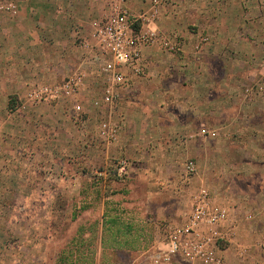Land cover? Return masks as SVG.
I'll use <instances>...</instances> for the list:
<instances>
[{"label": "crops", "instance_id": "crops-1", "mask_svg": "<svg viewBox=\"0 0 264 264\" xmlns=\"http://www.w3.org/2000/svg\"><path fill=\"white\" fill-rule=\"evenodd\" d=\"M10 1L17 12L0 11V245L15 264H202L157 260L167 229L185 223L202 186L228 208L226 264H264V95L247 91L264 84V0H162L155 26L182 49L145 47L144 74H131L111 108L93 103L105 79L98 50L81 41L112 0ZM126 4L138 18L152 0ZM78 71L76 99L19 109L29 86ZM107 118L118 128L114 142L99 134ZM87 128L93 181L82 207ZM82 208L94 234L51 231L67 216L76 225ZM138 212L145 230L134 233Z\"/></svg>", "mask_w": 264, "mask_h": 264}, {"label": "built area", "instance_id": "built-area-1", "mask_svg": "<svg viewBox=\"0 0 264 264\" xmlns=\"http://www.w3.org/2000/svg\"><path fill=\"white\" fill-rule=\"evenodd\" d=\"M126 1L112 0L109 13L96 23L89 38L81 41L82 45L98 50V57L100 55L103 59L101 72L105 83L101 96L93 102L97 106L115 107L122 89L130 83L131 74H144L145 47L157 46L170 52L182 49V43L177 38L165 35L155 26L160 18L162 0H152L151 10L138 18L132 16ZM17 10L14 1H0L1 12L16 13ZM83 85L84 74L81 72H74L60 82L33 84L29 86L19 109H25L28 104L52 103L63 98L76 99ZM247 91L264 95V84H256ZM73 109L78 114L83 112L79 102L73 104ZM206 133L216 135L215 131L208 130ZM99 134L104 140L114 142L118 137L116 123L110 118L101 120ZM185 170L189 175L194 174L197 171L196 162L187 161ZM228 217L226 205L217 201L207 187H200L192 196L191 212L185 223L167 229V234L160 242L164 249L158 254L157 260H169L181 255L190 262L226 264L220 243L226 238L222 226Z\"/></svg>", "mask_w": 264, "mask_h": 264}, {"label": "rangeland", "instance_id": "rangeland-1", "mask_svg": "<svg viewBox=\"0 0 264 264\" xmlns=\"http://www.w3.org/2000/svg\"><path fill=\"white\" fill-rule=\"evenodd\" d=\"M106 16V15H105ZM102 17L101 19H97V22H100L102 19L105 18ZM82 45V44H81ZM83 47H87L82 45ZM88 48V47H87ZM96 50V49H95ZM97 59L96 63L99 64L100 67V71H101V67H102V63H103V59L100 57H98V53L96 55ZM81 72V71H78ZM82 73V72H81ZM102 73V72H101ZM105 83V82H104ZM104 86V84H103ZM102 86V89H103ZM100 89L96 90L93 94H101L100 93ZM102 92V91H101ZM82 108H83V104L81 103ZM83 112H84V108H83ZM101 122V121H100ZM81 135V139H82V145H81V151H82V163H81V171L83 173V177H82V182H83V194L81 195V201H82V207L83 205H86L89 201H90V186L92 185V181L93 179H91L90 177V168H89V164H88V147L84 144H88V140L91 138L90 136V132L89 129L87 128V130L84 131V129L82 130V133H80ZM218 133L216 135H211L210 138H217L218 137ZM116 212L112 211V214H115ZM78 216L76 217L77 220L80 218L81 220H78V223L76 225H72L71 221L69 220V216H67V222L65 223L64 227H52L51 231L54 233H57V231H59L60 234H66V235H78V236H84L86 234H94L95 232H91V226L89 225V209L85 210L84 208H82V211L79 212V214H77ZM134 220H132V224H133V232L134 233H139V232H143L145 230L144 227V219H145V214L142 212H138V213H134L133 214ZM69 220V221H68ZM76 220V221H77ZM91 232V233H90ZM221 247L224 246V240L221 241L220 243ZM3 246L0 245V264H15V253L10 252L9 250H5L2 248ZM53 259L51 260V264H59V259L56 257H52ZM71 259V258H70ZM22 261V259H21ZM23 264H25V262H21ZM64 264H73L70 260H68L66 263Z\"/></svg>", "mask_w": 264, "mask_h": 264}]
</instances>
